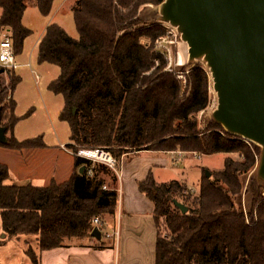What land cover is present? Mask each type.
<instances>
[{
  "label": "trees",
  "instance_id": "16d2710c",
  "mask_svg": "<svg viewBox=\"0 0 264 264\" xmlns=\"http://www.w3.org/2000/svg\"><path fill=\"white\" fill-rule=\"evenodd\" d=\"M57 1L0 0V30L11 33L16 58L31 34L23 24L30 3L46 17ZM163 1L78 0L71 11L78 38L55 23L46 28L38 43V58L60 70L50 90L64 99L61 119L70 126L76 172L63 183L53 180L42 187L19 186L10 183L9 168L0 161V216L5 237L36 236L41 251L84 247L81 242L94 239V218L116 219L118 191L104 189L93 162L78 156L80 149H108L116 159L142 150L238 155L243 159L227 157L224 168L210 172L209 178L204 173L198 194L179 181L159 184L152 173L139 182V191L154 206L155 264H264V198L252 183L255 201L251 207L247 201L250 189L245 190L260 149L218 125L201 129L198 116L211 99L208 69L202 64L191 66L183 85L177 74L167 70L165 59L154 47L165 36L164 27H133L142 7L160 6ZM17 82L15 77L0 90L2 122L4 101L10 97L5 108L10 110V122L2 123L8 132L18 121L13 99ZM40 147L45 146L33 140L20 142L14 136L0 144V148L16 151ZM245 192L248 211L243 205ZM176 201L188 209L186 214L175 206ZM161 222L167 236L160 230ZM109 247L102 237L92 248Z\"/></svg>",
  "mask_w": 264,
  "mask_h": 264
},
{
  "label": "rangeland",
  "instance_id": "374dc122",
  "mask_svg": "<svg viewBox=\"0 0 264 264\" xmlns=\"http://www.w3.org/2000/svg\"><path fill=\"white\" fill-rule=\"evenodd\" d=\"M63 1L64 0L57 1L51 14L46 17L40 14L33 3H30L29 7L25 11L23 24L31 31V34L25 40L22 51L17 55L16 59L19 65L30 63V66L28 68H18L14 72L15 76L14 74L10 73H6L1 76L0 90H5V88L8 87L13 78L16 77L18 79L16 88L13 92V99L16 104L15 116L18 118V121L14 128L8 132L7 136H14V138L20 142L33 140L44 144L45 147L39 148L41 150V155L44 157L47 156L46 158L48 160L50 158H53V160L55 161L58 159L59 162L61 161L63 162V164L65 163L64 165L67 167L69 165V162L71 161V158L69 155H66L62 152L61 146H65L64 149L73 153L72 148L69 146L70 144H72L70 142V126L67 122L61 119V113L64 108L63 97L54 94L50 90V85L53 81L58 79L60 70L54 65L40 63L38 58V43L46 26L49 24L55 23L63 28L69 36L78 38L73 14L70 11L71 7H74L77 4L78 0H66V7H64V10H62L61 4L64 3ZM158 12L159 6L156 5H148V7H142L137 20L134 21L135 25L133 27L139 29L148 25L155 24V18L158 15ZM160 25H162L166 30V34L165 36H163V38L168 36L170 37L168 38V40L171 41V26L167 24ZM4 32L5 29L0 30V34ZM173 39L176 40L177 44H175V46L173 47V56L175 63L170 69H172L174 73L178 75L177 77L181 82H183V85H186V80L185 78H183V76L188 74L191 67L188 64V46L182 41L180 35ZM156 41L154 42V47ZM168 46L171 49V44ZM186 54L187 56H185ZM197 64L204 65L203 62H196L195 65ZM36 76H39V79H37ZM210 96L211 99L208 108L205 111L201 112L198 116L199 126L201 129L210 128L215 125L212 122L211 115L217 107V96L213 90L212 79ZM9 103L10 97L8 96L4 101L2 122L3 125H7L10 122V110H5L6 106L9 105ZM81 150L95 151L96 149L85 148L80 149L79 151ZM100 150L108 151L113 156V158H115L113 151L108 149ZM115 151L119 150L115 148ZM143 151L145 150L132 152L130 153L128 158L134 157L138 155L139 152ZM121 156L122 157L120 159L115 158L117 160V166L115 170L106 166L100 161H92L93 165L96 167V171L98 172V180H103L104 186L106 185L108 190L111 188L112 190L117 191L119 181L117 172L119 171L122 158L126 155ZM141 157L145 158L144 155H142ZM185 157L184 160L174 165L173 167H155L153 169V175L156 182L159 184H169L172 181H182L181 183L184 182L187 186L190 187L191 191H194L193 193L198 194L199 182L204 173H206L207 171H220L224 168L225 157L223 154L201 156L200 158H197L195 157V154L188 153V155ZM227 157H230L234 160L243 159L238 155H228ZM8 164L13 166V164L15 165L16 162L11 158V160L8 161ZM30 166L32 165L30 164ZM35 169L37 171V175H39L43 170H41V168ZM12 170L16 176H19L18 174H22V172L24 171H31L32 167H28L27 169H25L24 167H12ZM15 175L13 174V176ZM11 178L13 177L11 176ZM11 178L10 183L12 184L13 180ZM253 180L254 172L248 175L247 179L245 180V190L247 191L248 187L250 189L247 201L251 207H253L255 201V193H253V190H251ZM36 184L45 185L42 183ZM260 191L262 197L264 198V190ZM245 198H247L246 192L243 205L244 209L248 211ZM104 218L109 222L111 220L108 216H105ZM160 226V230L163 235L167 236L168 234L166 233L165 224L161 222ZM1 229L2 222L0 216V230ZM5 236L6 235L4 234V232L0 234V240L5 241L2 246H0V264H32L26 256L27 248L25 244L19 241L16 237L8 238ZM74 242L76 244H79L78 241ZM81 243L82 245L95 246L97 244V240H85ZM106 243L108 244L110 242Z\"/></svg>",
  "mask_w": 264,
  "mask_h": 264
},
{
  "label": "water",
  "instance_id": "95a60500",
  "mask_svg": "<svg viewBox=\"0 0 264 264\" xmlns=\"http://www.w3.org/2000/svg\"><path fill=\"white\" fill-rule=\"evenodd\" d=\"M155 24L175 28L188 46V64L203 62L208 69L217 96L212 122L260 149L253 184L264 190V0H164ZM4 74L0 69V79ZM175 206L188 212L177 201ZM92 237L101 241V232L94 229Z\"/></svg>",
  "mask_w": 264,
  "mask_h": 264
},
{
  "label": "crops",
  "instance_id": "0c3cea01",
  "mask_svg": "<svg viewBox=\"0 0 264 264\" xmlns=\"http://www.w3.org/2000/svg\"><path fill=\"white\" fill-rule=\"evenodd\" d=\"M63 2L61 4L62 10L66 7V0ZM76 6L77 4L74 7ZM74 7L72 6L70 11ZM1 14L2 9L0 11V17ZM29 66L30 63H26L19 65L18 68H28ZM64 147L61 146L62 152L71 158L67 167L64 165L65 163L59 162L58 159L55 161L53 158H50L49 160L52 161H49L46 158L47 156L44 157L41 155L39 148H29L23 151L0 148V161L9 168L10 177H13L11 178L13 180L12 184L24 186L31 183L34 186L42 187L49 185L53 180L58 183H63L70 180L76 172L75 154L64 149ZM179 152L143 151L134 156L136 158H128L129 156L122 158L119 171L117 172L119 179L117 188L119 194L118 213L115 220L110 218V222L106 219L104 221L106 223L104 232L111 233L115 229L119 230V238L117 240L114 238L106 240V242L111 243H108L110 245L109 248L105 250H94L92 248L93 245H85L84 247L71 246L57 248L51 251H41L38 237H16L25 244L28 259L32 264H155L158 231L154 218V206L139 191L138 184L144 181L150 173L153 174L155 167H173L188 155L183 153L180 160L174 163L173 160L179 156ZM142 155L145 158L141 157ZM223 155L225 159L228 156L227 154ZM11 158L16 162L13 166L8 164ZM12 167H24L25 169L32 167V170L29 172L24 171L22 174H18L19 176H16ZM35 168H41L43 170L37 175ZM36 183L45 185H38ZM104 187L108 189L106 185ZM109 190L112 189L110 188ZM1 233H3V229L0 230Z\"/></svg>",
  "mask_w": 264,
  "mask_h": 264
},
{
  "label": "built area",
  "instance_id": "2783aa9c",
  "mask_svg": "<svg viewBox=\"0 0 264 264\" xmlns=\"http://www.w3.org/2000/svg\"><path fill=\"white\" fill-rule=\"evenodd\" d=\"M178 32L175 28L171 27V41L168 40L170 37H160L155 44V49L162 57L165 59L167 63V70L174 72L172 69H170L175 61L173 56V47L175 44H177L176 40L173 38H176L178 36ZM171 44V49L168 45ZM19 67L17 60H16V54L13 46L12 36L9 31H6L4 33L0 34V69H3L5 71V74L8 73L10 70H16ZM183 76V75H182ZM37 79H39L38 76H36ZM183 78H185L183 76ZM96 152L97 156L92 157L91 155L87 153ZM195 154V157L200 158L201 156L197 153ZM178 157L173 160L174 163H177L180 160V157L183 155V152L178 153ZM199 155V156H198ZM78 156L88 159L90 161H100L106 166L113 168L115 170L117 166V160L113 158V156L105 150L96 149L95 151L90 150H81L78 153ZM89 175H92V172L89 173ZM104 189H106L104 187ZM192 192H194L192 190ZM105 222L102 221L100 218L96 217L92 220V226L93 230L98 229L101 232L102 237H104L105 240L109 239H115L117 240L119 238V230L115 229L113 232H104L105 228Z\"/></svg>",
  "mask_w": 264,
  "mask_h": 264
},
{
  "label": "bare ground",
  "instance_id": "6f19581e",
  "mask_svg": "<svg viewBox=\"0 0 264 264\" xmlns=\"http://www.w3.org/2000/svg\"><path fill=\"white\" fill-rule=\"evenodd\" d=\"M185 56H187V54ZM87 154L91 155L92 157H96L97 156V153L96 152H91V153H87Z\"/></svg>",
  "mask_w": 264,
  "mask_h": 264
}]
</instances>
